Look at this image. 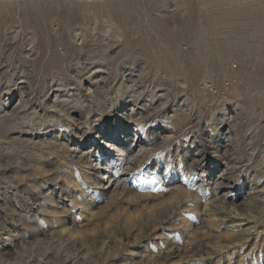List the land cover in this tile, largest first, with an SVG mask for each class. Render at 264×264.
Instances as JSON below:
<instances>
[{"label": "rangeland", "instance_id": "1", "mask_svg": "<svg viewBox=\"0 0 264 264\" xmlns=\"http://www.w3.org/2000/svg\"><path fill=\"white\" fill-rule=\"evenodd\" d=\"M0 264H264V0H0Z\"/></svg>", "mask_w": 264, "mask_h": 264}, {"label": "bare ground", "instance_id": "2", "mask_svg": "<svg viewBox=\"0 0 264 264\" xmlns=\"http://www.w3.org/2000/svg\"><path fill=\"white\" fill-rule=\"evenodd\" d=\"M169 141V140H168ZM117 142V140H115V143ZM114 146V145H113ZM116 147V146H115ZM118 148V147H117ZM116 148V149H117ZM119 152H121V151H126L127 152V154L128 155H130L131 153H132V146L131 145H129V146H127V147H125V148H118L117 149ZM115 154V153H114ZM106 158H112V157H106ZM83 160V159H82ZM197 160V159H196ZM199 162H200V160H199ZM82 164H84V166H87V165H89V163L87 162H85V163H82ZM114 165V164H113ZM91 168V170H94L95 172H97V173H99L98 172V169L97 168H92V166H90ZM98 167V166H97ZM130 169H131V167H130ZM130 169H128V170H130ZM86 180H90L91 181V185H95V186H97V187H99V186H103V185H109V183L111 182H108V183H106V184H104V180L106 179V177H103V178H101V179H98L97 178V180L96 179H94V178H92V177H90L89 175L87 176H85L84 177ZM110 178V177H109ZM111 180V179H110ZM68 182H69V184L72 186V187H74V188H80L81 187V185H79V182H78V180L74 177H72V174H71V176H69L68 177ZM114 184V183H113ZM83 188V187H82ZM190 190H191V188H190ZM110 191H112V192H114V193H116V195L119 197V198H125V197H127V196H130L131 194H132V191L133 190H131L130 189V187H128V184H125V183H122V182H120V181H118L117 182V184H114V185H110L107 189L106 188H102V190H101V193H110ZM82 192H85V190H83L82 189ZM183 194L187 197V198H193L194 196H195V194L193 193V192H186V191H184L183 192ZM135 198L136 199H139V200H141V202H139V200H136V201H134L135 200ZM154 196L153 195H145V197H142V196H137V197H130V198H128V199H130L131 201H134V202H136L137 203V205H139V207H140V210L141 211H143V213H145V214H149L150 212H148L149 210H150V208L151 207H149V205L154 201ZM83 199V198H82ZM81 201V200H80ZM119 202H118V204H121L120 202H121V200H118ZM133 202V203H134ZM139 202V203H138ZM132 203V204H133ZM78 204V203H77ZM81 204L83 205V211L84 212H89V214L90 213H93V209L94 208H98L99 206L97 205V206H94L93 204L92 205H90L89 206V208L87 207L88 206V204L86 203V201L85 200H83L82 202H81ZM79 205V204H78ZM108 206V208H106V209H110L111 208V206L110 205H107ZM85 207H87L88 209H86ZM207 207V206H206ZM154 208V207H153ZM153 208H151V209H153ZM91 211V212H90ZM138 212H140V211H138ZM107 213H109V211H107ZM102 213H98V212H96V213H93L92 215H88L87 217H88V219L90 220L89 222H92L93 223V221L98 217V216H100ZM150 215V214H149ZM93 219V220H92ZM210 219V218H209ZM209 222L210 223H212L210 220H209ZM75 222H72V225H70L71 227H74V224ZM65 227H68V225L66 224L65 225Z\"/></svg>", "mask_w": 264, "mask_h": 264}]
</instances>
